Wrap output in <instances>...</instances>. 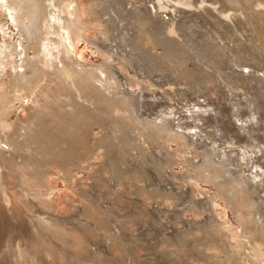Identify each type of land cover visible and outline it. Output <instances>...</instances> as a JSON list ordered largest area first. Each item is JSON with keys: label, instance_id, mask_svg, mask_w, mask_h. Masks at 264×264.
Listing matches in <instances>:
<instances>
[{"label": "rangeland", "instance_id": "obj_1", "mask_svg": "<svg viewBox=\"0 0 264 264\" xmlns=\"http://www.w3.org/2000/svg\"><path fill=\"white\" fill-rule=\"evenodd\" d=\"M128 2L81 0L73 61L95 78L79 91L48 82L46 112L17 102L6 117L12 127L1 136L19 154H0V240L24 249L25 221L35 219L66 238L63 256L51 245L50 264H256L253 246L264 253V7L239 0L238 31L214 11L215 19L182 11L174 23L183 35L170 49L159 30L167 16L157 27L143 16L151 0ZM6 33L0 43L20 38ZM237 174L253 178L255 192Z\"/></svg>", "mask_w": 264, "mask_h": 264}, {"label": "bare ground", "instance_id": "obj_2", "mask_svg": "<svg viewBox=\"0 0 264 264\" xmlns=\"http://www.w3.org/2000/svg\"><path fill=\"white\" fill-rule=\"evenodd\" d=\"M80 1L81 0H0V34L2 33L3 36L8 35L6 32L10 30L12 34L20 36L17 41H10L9 44L5 40L7 37L6 36L5 39H3V41L0 43V154L3 155L5 159L7 156L16 158L19 154V149L17 148V144L15 143L14 139L9 138L8 142H6L2 138L3 131L10 130L12 127L11 125H7L6 117L9 115V113H11L17 102L19 105L18 107L22 108L32 106V109L35 111L38 108H43L42 104L49 100L46 93V90H48V82L55 83V85L58 86L62 91H70L73 89L79 91L80 86L87 85L91 79L95 78L92 74L90 75L88 73L86 74L84 71H80L78 66L73 61V36L75 32L76 34H79V31L81 30V26L76 23L77 11ZM112 1L115 2L117 0ZM195 1L196 0H151L153 8H143V16L152 15L153 18L155 17L154 21L157 23V27L159 24L157 20L160 21V18L162 20L167 16L169 19L167 17L166 18L169 21L171 20L170 23H172L170 24L165 18L163 21H165L164 23L167 22L165 26H168L164 28V24H160V29H157H165L164 34H168V37L163 35L164 39L166 37L168 40H172L174 37H176L173 39L175 42H179L180 40L178 41L177 39H181L183 35H181V32H179L180 28L178 27V29L176 26L179 22L176 24L174 23L175 21H178L176 20L178 18H176V16H178V13L181 14L182 11H194L195 8H199V11L202 9L209 17H214L213 19H215V16L212 14V11H214L218 17H223V21H220V19L216 18L219 24L221 22H230L233 26L231 24L230 25L235 28L236 31H238V20L240 21L241 16H243L239 8H237L239 0H223L224 2H219L216 4L217 6L214 5L210 0H201L200 6H196ZM128 4L132 7L136 6L133 0H129ZM138 5L139 4H137V6ZM230 5L233 7L230 8ZM258 5L259 7H264V0H258ZM100 6L101 5L98 4L96 7ZM162 13H166V15H163ZM186 13L187 12H185V14ZM178 32L181 35L179 37ZM176 34L178 35L175 36ZM153 36L155 37V35ZM158 36L159 38L161 37V40L163 39L161 34ZM153 40L156 41L155 39ZM160 41L156 42L160 43ZM164 43H167V41L162 42V46ZM168 43L166 44L167 48L169 45H173L172 42V44L170 43L169 45ZM171 46L169 48L173 49L176 44H174L172 47ZM43 110L46 112L47 109L43 108ZM163 120L164 119H162V121ZM164 122L166 123V120L162 122L165 125ZM162 123H160V125ZM160 125L158 124L157 127H162V125ZM164 125L162 129H166L167 124L165 125V128ZM4 143L8 147L7 150H3L2 148ZM211 154H208L209 159H211L213 156ZM245 154L246 153H243L242 155ZM203 156H206L207 158V155L203 154ZM215 156L219 157L218 154H215ZM224 156L226 157L227 155ZM246 156L242 157L241 160L243 161L244 158V161H248V158L245 159ZM203 158L206 159L205 157ZM208 158L205 160L204 165L210 162L212 163L210 166L214 168L213 164L216 162H212V160H210L206 163V161L209 160ZM226 158V160L221 157L219 158L220 160L222 159V168H224L226 161H228V156ZM6 161L11 162L12 160ZM230 162L231 161H228L226 165H231ZM219 163L217 162L215 165L217 166L216 168L220 166L221 163ZM20 166L24 167L23 163ZM207 168L210 170V167L207 166ZM227 168L225 167L224 170L228 172L229 170H227ZM220 170H218L219 173H222L223 171ZM233 173L235 174L237 171ZM26 175L32 177V174L26 173ZM237 176L236 179L239 177ZM239 178L242 180L241 182L243 185H241L246 187L245 189H249L246 191H250L252 189L255 190V186L251 183L253 178L249 177L250 180H247V178L242 179V177ZM1 189H3V180L0 172V190ZM24 192L29 197H31V190H28L25 187ZM250 192L253 193L255 191ZM8 210L10 211L8 206H3V211L7 212ZM35 221V219L34 221L33 219H28L25 221V229H27L29 232L30 241L27 239L29 242H27V245L24 247V249H20L21 247L19 248V245L16 246L11 237H5L7 239L2 241L0 240V264H50V258L53 256L52 250L50 249L51 245L59 247L62 256L65 255L66 238L63 239L64 237L58 226L52 225L53 223L43 222L42 220ZM260 244L256 243L254 245L255 247L253 246L254 249L252 250L255 252L254 257L260 256L262 258H260L261 261L256 262V264H264V253L261 248L262 245ZM68 261L72 262V259H69Z\"/></svg>", "mask_w": 264, "mask_h": 264}]
</instances>
